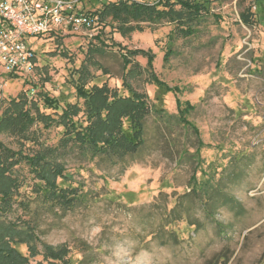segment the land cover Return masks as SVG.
<instances>
[{"label":"rangeland","instance_id":"rangeland-1","mask_svg":"<svg viewBox=\"0 0 264 264\" xmlns=\"http://www.w3.org/2000/svg\"><path fill=\"white\" fill-rule=\"evenodd\" d=\"M112 1L117 0H80L74 13L89 17L86 12ZM208 7L210 15L190 38L171 39L175 24L167 22L124 37L101 24L89 28L64 22L54 33L32 40L37 62L29 76L0 67V113L10 98L23 92L41 107L45 92L62 98V108L66 102L83 104L74 80L89 56L97 65H88L94 77L87 86L107 84L127 94L130 85L148 95L151 110L155 105L166 110L162 117L150 110L145 145L125 162L68 160L74 184L92 197L66 214L44 213L39 229L47 245L71 249L73 264L82 258L81 264H264V1L210 0ZM249 9L255 23L248 26L241 15ZM96 36L108 47L99 46ZM170 39L173 55L166 62ZM116 44L154 55V71L167 88L151 82L144 56L134 58L138 65L125 85L133 66L124 69L120 54L125 51ZM94 45L100 47L95 56L90 51ZM177 99L194 106L188 119L204 143L199 159L198 137L178 120ZM55 112L46 109L47 114ZM34 129L39 141L50 146L62 135V128ZM1 139L19 149L11 139ZM199 161L202 169L210 172L214 164L217 170L212 185H219L223 194L213 213L226 230L221 232L198 206L190 212L197 227L188 225L182 210V219H171L159 239L163 212H171L178 200L188 206L182 194L189 192ZM225 194L240 202L241 213L225 203ZM172 234L179 242L170 239ZM21 249L28 254L25 246ZM39 263L48 264L41 256L30 262Z\"/></svg>","mask_w":264,"mask_h":264},{"label":"trees","instance_id":"trees-1","mask_svg":"<svg viewBox=\"0 0 264 264\" xmlns=\"http://www.w3.org/2000/svg\"><path fill=\"white\" fill-rule=\"evenodd\" d=\"M209 2L210 0H117L105 2L97 10L86 13L91 17L93 25L101 24L103 29L110 27L123 37L135 31L144 32L146 26L167 22L175 24L174 30L169 34L171 39L190 38L198 33L196 26L210 15ZM253 18L251 9L241 15L242 22L248 26L255 23ZM96 39L99 46L108 47L104 40L98 36ZM171 39L164 54L166 62L173 55ZM96 45L90 49L92 53L95 52L93 56L100 51V47ZM116 45L120 51H125L120 54L124 69L133 66L126 73L125 85L128 84L129 74L138 65L134 58L144 56L151 82L159 88H167L154 71V55L144 50H128L120 44ZM35 52L37 62V51ZM89 57L85 61L89 59V64L91 61V65H97L94 57ZM89 64H82L75 72L76 97L83 104L66 102L62 108V98L51 97L45 92L42 94L41 107L27 92H23L10 98L3 106L0 113V264H30L38 256L43 257V261L48 264H73L71 249L68 246L47 245L42 241L39 229V219L44 213L66 214L78 205L86 204L89 197H92L88 190L84 191L81 185L74 184V174L67 167L68 160L89 158L121 164L138 154L145 145V120L151 110L148 95L138 93L130 85L126 86L127 94L113 91L107 84L87 86L94 77ZM176 105L180 123L192 129L198 137L199 147L195 157L199 159L204 143L199 131L188 119L194 106L190 102L183 104L180 99L176 100ZM157 108L155 105L151 111L155 110V114L159 116L166 113V110ZM46 109L57 112L47 114ZM59 109L62 110L61 113H58ZM36 125H42L43 130L62 128L58 143L50 146L40 142L34 129ZM1 137L14 141L19 149L10 148ZM184 157L186 158L185 154ZM198 164L189 180V192L182 194L188 206L184 207L183 202L178 200L171 212H163L156 231L159 239L166 226L171 224V219H182V210H185L188 225L197 227L190 212L198 206L202 207L206 218L211 219L221 232L226 230L222 223L215 220L213 213L223 194L219 185H212L217 170L212 169L214 164L210 166V172L202 169L203 163L199 161ZM223 199L226 204L233 203L241 213L240 202L234 197L225 194ZM33 205H36L35 209H32ZM171 236V240L179 242L176 234ZM82 245L84 250L88 248L86 244ZM23 246L27 248L28 254L21 251ZM83 261L82 258L80 264Z\"/></svg>","mask_w":264,"mask_h":264},{"label":"built area","instance_id":"built-area-1","mask_svg":"<svg viewBox=\"0 0 264 264\" xmlns=\"http://www.w3.org/2000/svg\"><path fill=\"white\" fill-rule=\"evenodd\" d=\"M80 0H0V67L29 76L36 69L32 40L67 22L92 27L91 17L74 13Z\"/></svg>","mask_w":264,"mask_h":264}]
</instances>
